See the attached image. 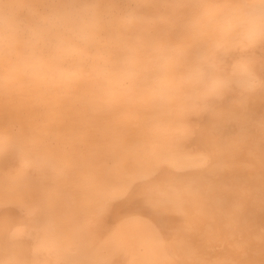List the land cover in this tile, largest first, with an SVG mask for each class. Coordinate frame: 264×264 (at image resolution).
I'll return each instance as SVG.
<instances>
[{
  "label": "bare ground",
  "instance_id": "6f19581e",
  "mask_svg": "<svg viewBox=\"0 0 264 264\" xmlns=\"http://www.w3.org/2000/svg\"><path fill=\"white\" fill-rule=\"evenodd\" d=\"M242 215L264 0H0V264H241L181 235Z\"/></svg>",
  "mask_w": 264,
  "mask_h": 264
},
{
  "label": "rangeland",
  "instance_id": "374dc122",
  "mask_svg": "<svg viewBox=\"0 0 264 264\" xmlns=\"http://www.w3.org/2000/svg\"><path fill=\"white\" fill-rule=\"evenodd\" d=\"M183 230L182 243L196 251L201 248V253L204 250L210 253L208 250L221 252L229 248L237 252L242 247L241 250L246 249V256L242 257L241 264H264V219L259 223L255 218L249 220L247 215H242L231 218L230 223L223 228L214 227L211 219L201 220L199 225L191 224Z\"/></svg>",
  "mask_w": 264,
  "mask_h": 264
}]
</instances>
